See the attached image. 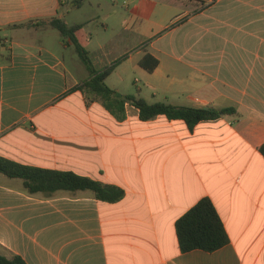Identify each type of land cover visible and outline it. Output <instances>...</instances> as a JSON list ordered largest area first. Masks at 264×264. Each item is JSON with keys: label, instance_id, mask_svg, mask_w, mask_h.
Listing matches in <instances>:
<instances>
[{"label": "crops", "instance_id": "1", "mask_svg": "<svg viewBox=\"0 0 264 264\" xmlns=\"http://www.w3.org/2000/svg\"><path fill=\"white\" fill-rule=\"evenodd\" d=\"M0 0V156L124 191L29 193L0 173V254L26 264H264V0ZM94 73L122 98L233 109L191 129L142 121L76 87ZM158 61L151 72L144 55ZM229 242L182 253L176 221L200 199Z\"/></svg>", "mask_w": 264, "mask_h": 264}, {"label": "trees", "instance_id": "2", "mask_svg": "<svg viewBox=\"0 0 264 264\" xmlns=\"http://www.w3.org/2000/svg\"><path fill=\"white\" fill-rule=\"evenodd\" d=\"M86 1L88 0H72L70 5L74 8H79ZM50 26L56 29L62 37L70 38L78 57L90 72V79L74 88V90L80 89L85 93L95 94L106 107H109V102L117 104L128 102L138 110L139 118L142 121L163 115L170 120H183L190 129L200 121L216 119L221 114L234 112L233 109L216 111L213 109L176 107L165 103L148 104L143 99L117 96L105 84V79L113 70L114 65L108 66L99 73H94L86 50L75 37V32L81 29L82 25L78 24L68 27L62 21L53 20ZM139 65L146 71L151 72L158 65V61L146 54L140 59ZM259 152L264 157V143L259 147ZM0 173L9 178L21 179L24 188L29 193L41 192L49 195L58 190H89L93 193L95 199L108 203L118 202L124 197V191L117 186L103 185L72 172L51 171L24 166L1 156ZM175 232L178 246L182 253L192 250H202L211 253L224 247L229 242L224 225L211 200L207 197L200 199L176 221ZM0 264L26 263L18 256L8 259L0 254Z\"/></svg>", "mask_w": 264, "mask_h": 264}, {"label": "rangeland", "instance_id": "3", "mask_svg": "<svg viewBox=\"0 0 264 264\" xmlns=\"http://www.w3.org/2000/svg\"><path fill=\"white\" fill-rule=\"evenodd\" d=\"M121 6H123V0L121 1Z\"/></svg>", "mask_w": 264, "mask_h": 264}]
</instances>
